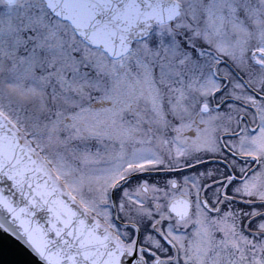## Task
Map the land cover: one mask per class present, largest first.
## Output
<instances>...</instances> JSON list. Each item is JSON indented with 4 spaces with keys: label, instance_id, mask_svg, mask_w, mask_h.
Masks as SVG:
<instances>
[{
    "label": "snow or ice",
    "instance_id": "1",
    "mask_svg": "<svg viewBox=\"0 0 264 264\" xmlns=\"http://www.w3.org/2000/svg\"><path fill=\"white\" fill-rule=\"evenodd\" d=\"M5 241L264 264V0H0Z\"/></svg>",
    "mask_w": 264,
    "mask_h": 264
},
{
    "label": "water",
    "instance_id": "2",
    "mask_svg": "<svg viewBox=\"0 0 264 264\" xmlns=\"http://www.w3.org/2000/svg\"><path fill=\"white\" fill-rule=\"evenodd\" d=\"M19 258V248L15 243L5 241L0 246V264H15Z\"/></svg>",
    "mask_w": 264,
    "mask_h": 264
}]
</instances>
